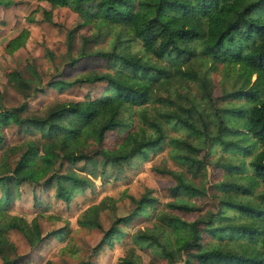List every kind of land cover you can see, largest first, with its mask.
Masks as SVG:
<instances>
[{
	"label": "rangeland",
	"instance_id": "374dc122",
	"mask_svg": "<svg viewBox=\"0 0 264 264\" xmlns=\"http://www.w3.org/2000/svg\"><path fill=\"white\" fill-rule=\"evenodd\" d=\"M134 1L136 9L138 0ZM10 2L9 6L0 5V102L6 109L25 104L22 116L42 117L61 103L114 95L106 82L58 90L48 85L55 80L70 81L91 73L116 72L122 79L144 81L147 76L141 72L135 74L121 64L112 67L107 59L97 54L99 51L111 52L118 45L128 53L143 56L147 61L166 68L167 76L150 74L156 78L152 87L153 97L137 105H128L121 113L124 125L108 132L101 146L97 145L93 132L87 129L71 147L91 154L100 161V149L106 152L121 151L129 148V140L154 135L155 128L151 122H156L161 129L163 140L160 144L145 149L121 167L108 166L104 177L100 176L98 170L94 171L95 175L91 173V162L68 163L58 159L53 167L60 168L61 173L73 170L89 178L68 204L57 199L55 185H47L44 180L36 184L22 183L13 188L14 197L7 211L28 222L36 219L44 239L31 247L20 233L9 231L7 238L15 252L8 254V258H17L19 264H120L122 258L133 254L140 264H235L195 253H184L182 258L177 257L171 263L153 247L134 243L133 237L159 224L157 218L161 213L178 216L187 222L202 220L210 213L215 220L241 222L243 218L238 212L221 206L227 188L221 185L227 181L249 187L248 192L239 195L240 199L249 198L259 202V197L264 194V183L246 178V174L251 175L249 162L260 151V145L247 136V131L243 129L245 120L236 116L239 115L237 110L241 111V115L251 106L247 98L237 95L243 82L236 68L203 54L201 41L192 45V52L188 55L158 59L145 52L142 43L126 27L100 23L71 6H54L44 0ZM20 35V47L11 50L9 43ZM81 52H84L83 56L70 62L71 57ZM30 68L38 74L39 83L36 91L30 92V97L25 99L17 86L9 82L8 75L16 71L24 79H30ZM185 70L197 76H183L181 71ZM203 84L207 85L210 96L204 94ZM170 94L174 103L164 107L159 103V97ZM191 103H196L204 111L211 128L210 134H215L217 130L214 114L220 115L223 126L232 130L228 134L223 133L227 141L224 145L215 144L205 136H195L174 118L161 114L163 110L181 112V106L187 108ZM0 134V171L14 167L20 155L26 151L29 141H44L38 131H26L14 124L3 126ZM182 141L188 142L196 150L188 151ZM230 141L235 145L229 144ZM38 150L42 155L41 146ZM185 154L204 160L205 168L196 172L188 168L182 159ZM166 171H180L188 181L207 188L206 195L175 196L192 204V210L182 212L168 206L175 200L172 192L174 179ZM145 195L154 199L146 205L145 211L135 215L128 223L118 224L120 234L95 251L105 232L118 218L133 215L137 202ZM99 204L101 206L96 214L102 228L80 226L78 220L83 213ZM94 213L90 211L89 215ZM203 226L199 224L200 229ZM201 232L199 243L202 247L218 245L222 249L239 252L245 246L253 248L260 245L258 236L249 238L234 234L216 238ZM161 239L165 241L166 236L163 235Z\"/></svg>",
	"mask_w": 264,
	"mask_h": 264
},
{
	"label": "trees",
	"instance_id": "16d2710c",
	"mask_svg": "<svg viewBox=\"0 0 264 264\" xmlns=\"http://www.w3.org/2000/svg\"><path fill=\"white\" fill-rule=\"evenodd\" d=\"M44 1L54 6H71L75 11L84 16L88 15L89 19L98 20L100 23L117 24L128 28L132 36L142 43L143 50L158 59L188 55L192 52V45L201 41L203 54L216 62L236 68L243 82L237 95L247 98L251 103L250 108L241 115V111L237 110L239 115L236 116L245 120L243 129L247 131V136L260 145V151L254 154L249 162L251 175L246 174V178L264 183V0H138L136 9L134 0ZM10 4V0H0V5ZM21 37L20 35L9 43L11 50L20 47L18 39ZM97 54L107 59L112 67L121 64L135 74L141 72L147 78L136 82L122 79V76L116 72H107L91 73L70 81L55 80L48 85L58 90L75 85L106 82L114 91V95L61 103L49 109L42 117L22 116L21 113L26 109L25 104L6 109L0 102V130L3 126L14 124L26 131H38L44 140L29 141L26 144V151L20 155L14 167L0 171L2 264H19L17 258H8V254L15 252L14 246L7 238L9 231L20 233L31 247H35L44 239L36 219L28 222L23 217L12 215L7 211L14 197V187L22 183L36 184L44 180L47 185H55L56 198L68 204L89 178L73 170L61 173L60 168L53 167L58 159L68 163L91 162V173L95 175L94 171L98 170L100 176L104 177L108 166L121 167L132 157L143 153L147 148L157 146L163 140L160 127L156 122H151V126L155 128L154 135L129 140V148L121 151L106 152L100 149V161L94 159L91 154L79 152L71 147V144L79 141L83 131L87 129L93 132L97 145L101 146L108 132L124 125L121 113L128 105H137L153 97L152 87L156 78L150 74L167 76L166 68L147 61L143 56L128 53L119 45L111 52L99 51ZM83 55L84 52H81L76 57H71L70 62L73 63ZM29 71L30 79H24L21 73L16 71L8 75L9 82L17 86L25 99L30 97L32 94L30 92L36 91L39 83L38 74L34 69L30 68ZM181 74L188 78L197 76L196 73L186 70L181 71ZM202 87L204 94L210 96L207 85L203 84ZM158 101L164 107L174 103L172 94L167 97L160 96ZM161 114L166 118H174L191 134L205 136L220 146L227 142L223 138V133L232 132L231 129L223 126L220 115L214 114L217 130L215 134H210L209 121L196 103H191L187 108L181 106V112L163 110ZM172 141L180 143L177 139ZM181 143L188 151L196 150L188 142ZM228 143L235 145L232 141ZM40 146L43 150L42 155L38 150ZM182 159L183 163L194 172L205 168L204 160L196 159L190 154L183 155ZM243 172L245 173L244 170ZM49 173L51 174L48 176ZM166 173L174 179L172 187L174 197L206 195L207 188L204 185L197 186L188 181L182 172L166 171ZM221 186L227 187L221 206L238 212L243 218L241 222L215 220L212 213L202 220L187 222L178 216L161 213L157 218L160 223L155 224L152 229L136 234L133 242L153 247L159 255L171 260V263L177 257L182 258L184 253L189 255L195 253L207 258L233 261L235 264H264V194L259 197V202H256L249 198H239V195L248 192V186L232 181H227ZM176 197L168 204L172 210L185 212L194 208L186 200ZM153 200L150 196H143L137 202L134 214L118 218L111 229L105 232L94 250L97 251L104 243L119 235L120 229L117 225L128 223L135 215L144 212L146 205L151 204ZM101 204L87 209L78 220L79 225L87 229H101L96 214ZM90 211H95L94 215H89ZM199 224L204 226L200 229ZM201 231L216 238L234 234L249 238L258 236L260 245L253 248L245 246L239 252L228 251L218 245L202 247L199 243ZM163 235L166 236L165 241L161 239ZM188 261L189 259L186 262ZM120 264L140 263L135 255L130 254L122 258Z\"/></svg>",
	"mask_w": 264,
	"mask_h": 264
}]
</instances>
